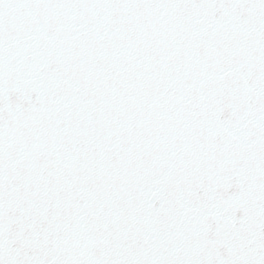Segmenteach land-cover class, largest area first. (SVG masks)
<instances>
[{"label": "snow or ice", "instance_id": "6c2138e0", "mask_svg": "<svg viewBox=\"0 0 264 264\" xmlns=\"http://www.w3.org/2000/svg\"><path fill=\"white\" fill-rule=\"evenodd\" d=\"M0 264H264V0H0Z\"/></svg>", "mask_w": 264, "mask_h": 264}]
</instances>
